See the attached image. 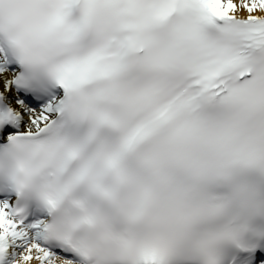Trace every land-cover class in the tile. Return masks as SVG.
<instances>
[{
	"label": "snow or ice",
	"instance_id": "1",
	"mask_svg": "<svg viewBox=\"0 0 264 264\" xmlns=\"http://www.w3.org/2000/svg\"><path fill=\"white\" fill-rule=\"evenodd\" d=\"M0 264H264V0H0Z\"/></svg>",
	"mask_w": 264,
	"mask_h": 264
}]
</instances>
